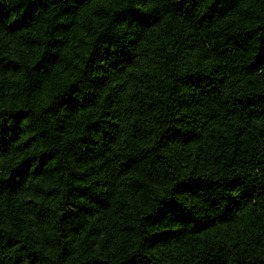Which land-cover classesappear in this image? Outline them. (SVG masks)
I'll return each instance as SVG.
<instances>
[{"label": "trees", "instance_id": "trees-1", "mask_svg": "<svg viewBox=\"0 0 264 264\" xmlns=\"http://www.w3.org/2000/svg\"><path fill=\"white\" fill-rule=\"evenodd\" d=\"M0 264H264V0H0Z\"/></svg>", "mask_w": 264, "mask_h": 264}]
</instances>
